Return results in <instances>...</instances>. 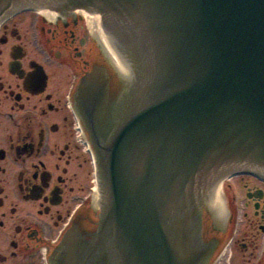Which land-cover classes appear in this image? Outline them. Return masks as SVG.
<instances>
[{"label":"water","instance_id":"95a60500","mask_svg":"<svg viewBox=\"0 0 264 264\" xmlns=\"http://www.w3.org/2000/svg\"><path fill=\"white\" fill-rule=\"evenodd\" d=\"M52 3L101 12L119 49L99 14L90 22L116 68L130 85L142 75L132 113L104 147L106 209L93 248L79 250L83 264H202L199 186L228 222L225 173L264 172V0H0V16ZM70 236L54 264L76 263Z\"/></svg>","mask_w":264,"mask_h":264},{"label":"flooded vegetation","instance_id":"af4514ba","mask_svg":"<svg viewBox=\"0 0 264 264\" xmlns=\"http://www.w3.org/2000/svg\"><path fill=\"white\" fill-rule=\"evenodd\" d=\"M49 9L0 18V264H52L68 233L74 263H84L79 250L93 248L104 211L96 158L133 110L130 84L85 12ZM247 196L254 213L242 235L227 234L235 213L219 222L206 204L200 211L202 264H264V189L247 185Z\"/></svg>","mask_w":264,"mask_h":264},{"label":"rangeland","instance_id":"374dc122","mask_svg":"<svg viewBox=\"0 0 264 264\" xmlns=\"http://www.w3.org/2000/svg\"><path fill=\"white\" fill-rule=\"evenodd\" d=\"M85 15L87 17L86 13ZM246 184L249 186L262 187L264 189V183L256 178H252L246 175H238L226 179L223 183L227 196L231 203L233 213L236 214V220L233 226L232 234H235L236 231H238V233H241L239 235H242L243 231L251 232V228L247 225V217L253 215L254 208L250 205H247L246 201L248 199V196ZM245 213H248V215L245 216ZM261 236L264 237V232H261ZM247 254H249V252Z\"/></svg>","mask_w":264,"mask_h":264},{"label":"bare ground","instance_id":"6f19581e","mask_svg":"<svg viewBox=\"0 0 264 264\" xmlns=\"http://www.w3.org/2000/svg\"><path fill=\"white\" fill-rule=\"evenodd\" d=\"M39 8H40V11H41V12H44V13H46V14H48V15H50L51 13H53V12L50 11V9L47 8V7H39ZM87 16H88L89 20H91V14H90L89 12L87 13Z\"/></svg>","mask_w":264,"mask_h":264}]
</instances>
